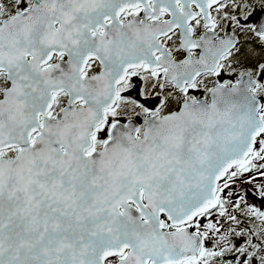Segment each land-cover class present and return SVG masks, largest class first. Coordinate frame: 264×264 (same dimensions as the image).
Masks as SVG:
<instances>
[{"label":"snow or ice","instance_id":"snow-or-ice-1","mask_svg":"<svg viewBox=\"0 0 264 264\" xmlns=\"http://www.w3.org/2000/svg\"><path fill=\"white\" fill-rule=\"evenodd\" d=\"M0 264H264V0H0Z\"/></svg>","mask_w":264,"mask_h":264}]
</instances>
